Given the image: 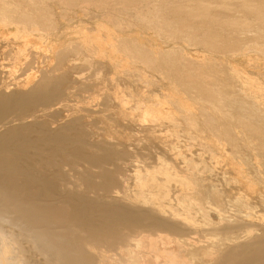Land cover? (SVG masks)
Instances as JSON below:
<instances>
[{
  "label": "bare ground",
  "instance_id": "1",
  "mask_svg": "<svg viewBox=\"0 0 264 264\" xmlns=\"http://www.w3.org/2000/svg\"><path fill=\"white\" fill-rule=\"evenodd\" d=\"M0 264H264V0H0Z\"/></svg>",
  "mask_w": 264,
  "mask_h": 264
}]
</instances>
